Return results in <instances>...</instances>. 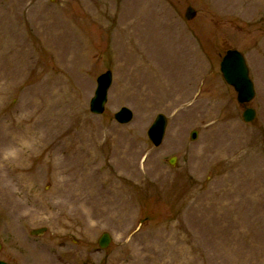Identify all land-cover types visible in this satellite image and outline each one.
Masks as SVG:
<instances>
[{"label": "rangeland", "instance_id": "1", "mask_svg": "<svg viewBox=\"0 0 264 264\" xmlns=\"http://www.w3.org/2000/svg\"><path fill=\"white\" fill-rule=\"evenodd\" d=\"M230 49L255 83L253 123L220 71ZM177 56L186 74L176 84L161 67ZM1 66L0 260L264 264V0H0ZM153 88L165 95L151 99ZM123 107L134 113L126 125L115 119ZM159 114L168 127L156 148ZM8 122L39 126L25 156L4 148Z\"/></svg>", "mask_w": 264, "mask_h": 264}, {"label": "water", "instance_id": "2", "mask_svg": "<svg viewBox=\"0 0 264 264\" xmlns=\"http://www.w3.org/2000/svg\"><path fill=\"white\" fill-rule=\"evenodd\" d=\"M196 11L189 7L186 12V19L192 20L196 17ZM221 72L225 81L234 87L235 91L238 93V102L241 105L247 106L255 97V87L250 78L249 68L244 55L238 50H229L226 52L223 60L221 62ZM113 82V73L111 71L106 72L98 78V87L95 92V96L91 101V112L94 114L101 115L105 111V106L108 101V92ZM256 117V111L254 109H247L244 113V120L246 122H253ZM116 120L121 124H127L133 119V112L124 107L116 115ZM168 120L163 114L157 116L155 122L148 131L150 140L154 143L156 147H159L165 137V132L167 128ZM198 137V132H192V140H196ZM175 164V160L171 161ZM45 229L33 231V235H42ZM111 243V238L108 234H105L100 239L99 245L101 248L105 249ZM0 242V251H1ZM0 264H7L0 261Z\"/></svg>", "mask_w": 264, "mask_h": 264}, {"label": "bare ground", "instance_id": "3", "mask_svg": "<svg viewBox=\"0 0 264 264\" xmlns=\"http://www.w3.org/2000/svg\"><path fill=\"white\" fill-rule=\"evenodd\" d=\"M133 13V9H132V11L130 10L128 13H127V15H130V14H132ZM131 24H129V26H130ZM145 37V38H144ZM157 37V38H156ZM142 37H140L139 39H141ZM143 38L144 39H149V41L150 42H153V39L154 38H156V41L157 42H161L162 44H164V43H169V40H167V38L166 37H164V36H153V38H152V36H149L148 34H147V36H144L143 35ZM142 38V40L144 41V39ZM146 39V43L148 42V40ZM119 44V43H118ZM72 47L74 48V46H71V50L69 51V53L70 52H72V54L73 53H75L74 51L75 50H73L72 49ZM164 49L162 48V47H160V48H154L153 49V51L155 52V51H159L158 53L157 52H155V54H156V56L157 57H159V55L161 54V52L163 51ZM71 54V53H70ZM74 55V54H73ZM72 55V56H73ZM74 58V57H73ZM181 58V56H177V61L175 62V64H176V66L174 67V68H169L168 66H166L165 64L161 67V71L169 78V79H172L173 81H172V83H176V82H174L176 79H179V78H181L183 75H185L186 73L184 72V70H181L182 68H181V66L184 64V60H185V57H183L182 59H180ZM78 60V59H77ZM140 68V67H139ZM142 69V68H141ZM142 71V70H141ZM0 73H1V75L3 76L5 73H6V71L4 70V68L1 66L0 67ZM140 75V74H139ZM145 78H144V76H143V74H142V72H141V76H140V80H139V83L141 84V85H143L144 83H145ZM147 82H151V80H147ZM177 84V83H176ZM148 88V87H147ZM152 95L153 96H151V99H153L154 98V100H158L157 98H162L164 95H165V92H163L162 90H160V89H152ZM4 120V119H3ZM36 124H38V123H36ZM13 126L14 125H12L11 124V122H8V127H9V129L10 130H8V134H7V136H6V140H5V145H4V148L6 149V150H17L18 152H19V154L21 155V156H25V154H26V148L25 147H27V145H25V144H29V139L30 140H36V138L39 136V133H38V130H40V128H39V126H36V125H31V126H29V127H27L26 129H22V128H19L18 130L16 129H14L13 128ZM20 130H23L24 132L22 133V139H21V137H20V135H19V131ZM29 138V139H28ZM25 139V140H24ZM23 140V141H22ZM21 141V142H20ZM21 143V144H20ZM25 145V146H24ZM21 146H23L22 148H20ZM88 178H89V176H88ZM85 186V185H84ZM83 186V187H84ZM118 190H116L115 192H117Z\"/></svg>", "mask_w": 264, "mask_h": 264}]
</instances>
